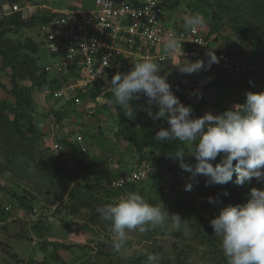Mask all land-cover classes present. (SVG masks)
<instances>
[{
	"label": "rangeland",
	"instance_id": "rangeland-1",
	"mask_svg": "<svg viewBox=\"0 0 264 264\" xmlns=\"http://www.w3.org/2000/svg\"><path fill=\"white\" fill-rule=\"evenodd\" d=\"M20 1L22 3L19 5L23 8L22 13L27 18L49 15L53 9L61 10L72 7L90 10L95 5V0ZM2 4L8 5L5 0L0 2V6ZM205 13L204 5L197 0H180L178 8L165 15L166 25L173 26L175 24L177 28H187L185 17L199 15L203 18V24L199 26V30L205 35L209 30L207 26L209 18L204 17ZM36 24L22 30L10 31L6 37L13 42L24 43L26 38H33ZM223 34L229 36L232 44L230 46L233 48L235 56L236 51H241L240 46L230 35V29L227 28ZM213 46L223 51L229 48L222 39H219ZM242 53L244 59H252L256 62L255 65H249L252 74L243 75V79L229 81L217 69L214 70L207 66L193 74L181 73L177 68L179 65L170 68L163 66L159 68V74L165 76L167 81L174 82L179 87L182 86L184 95L192 104L200 105L202 112L197 115V118L202 117L205 113L218 115L230 110L234 105L243 104L246 92H264V64H258L260 62L259 55L249 49L243 50ZM32 56L41 68L50 69L51 64L57 61L41 47ZM8 73V70L1 68L0 58V81L5 86V90L0 91V101L11 104L13 98L6 92L10 89ZM21 84L29 86L30 82L23 81ZM104 84V89L108 88V84L106 82ZM32 97L38 112L36 119L42 121L38 126L40 132L36 136L35 146L45 147L48 153L54 156V152L52 153L48 146L49 142L51 144L53 142L50 141L51 137H53L52 140L61 142L62 135L55 127V123L58 122L62 132L67 136L65 139H74L80 150L83 145L86 147L87 152L81 154H83L88 167L77 171V173L74 168L75 158L69 156L67 162H64L59 157L61 161L59 165L69 170L72 184L80 183L91 186L93 180L98 181L103 175H114L118 170L127 168L135 160L127 152L128 143L125 137L116 136L120 127L115 116V102H109L99 96L96 99L88 98L81 101L80 105L73 106L66 104L62 99L55 100L46 94L41 96V93L36 90L33 91ZM98 108L100 109L97 110ZM54 112L67 113V116L61 119L56 118ZM97 129L103 132L104 143L116 154L112 152L114 155H111L107 150H98L92 147L93 141L88 138L87 134L88 131ZM182 143L180 148L184 150L185 155L190 154L187 143ZM100 150L104 153H100ZM185 162L195 164V159L192 156H186ZM206 179L203 175L193 178L191 173L181 168L178 176L159 168L153 171L136 189L137 193L143 192L142 197L146 202L156 206L162 204L170 214H173L169 204H172L177 198L185 201L194 200L196 204L203 207L213 204V202H209V198L213 200L210 190L212 185L206 186ZM188 183L193 185L191 191L185 190V185ZM250 187L251 189L264 190V181L258 182L253 179ZM96 192L98 193L97 190ZM99 195L104 198L108 197L104 191H99ZM17 197H34L35 199H30L29 205L36 210V214L33 213V209L28 214L27 209L22 210L15 200ZM3 207H8L9 210L4 211L3 215L0 214V264H43L45 261H51L52 243L57 246V256L65 264H83L88 261V258L94 257L95 248L100 242L107 245L105 249L115 258L140 259L142 264H147V256L143 254L147 252L157 256L156 264H174L173 242L175 238L173 235L175 229L170 223L157 228L149 227L148 231L143 234L138 231L129 233L125 249L117 253L110 246V224L101 219L97 210L92 211L79 206L70 212L67 195L61 191L58 185L39 177L32 166H26L21 158L10 157L5 148L0 149V209ZM20 211L25 212L21 218H19ZM37 214L38 216H36ZM26 217L28 219H25ZM29 220L31 222H27ZM36 223L40 228L38 234L32 230ZM62 245L69 246V248L65 249ZM219 249L221 250V248ZM129 252L133 254L129 256ZM12 255H15L19 262L10 257ZM189 256L191 257L187 261L188 264H213L200 255V252L196 251ZM77 257H82V260Z\"/></svg>",
	"mask_w": 264,
	"mask_h": 264
},
{
	"label": "trees",
	"instance_id": "trees-1",
	"mask_svg": "<svg viewBox=\"0 0 264 264\" xmlns=\"http://www.w3.org/2000/svg\"><path fill=\"white\" fill-rule=\"evenodd\" d=\"M1 1L4 0H0V2ZM5 1L8 5H19L22 3L20 0ZM115 1L117 3L136 2V0ZM179 2L180 0H164L162 2V7L165 14L174 12L179 6ZM197 2L204 5L206 10L204 17L209 18L207 24L209 30L204 35L205 40L211 47H214V43L219 39L224 40L225 45L229 46V48L224 51L238 64L239 69H241V74L237 78L230 79L223 75L224 78L229 81H234L240 78L243 79V75L252 74L249 65H255L256 62L252 59H244L242 52L245 49L252 50L255 54H258L260 58L258 64H264V0H197ZM3 5L4 4L0 6V11ZM20 7L21 11L19 12L11 13L6 16L0 14L1 68L9 72L10 89L6 92L13 98L11 104L0 101V149L5 148L10 154V157L14 159L21 158L26 166H32L39 177L58 185L61 191L67 195L70 212H73L74 209L77 207L79 208V206L96 211L98 208L112 203L113 201L111 202L110 200L120 196L121 192L137 193L136 188L138 185L126 186L125 191L124 189L113 190L103 185L102 180H106L109 183L113 179L130 173L133 165H139L141 162H147L153 171L160 168L161 170L178 176V172L180 171L179 163L170 159L168 155L180 150L183 143L179 140L158 142L154 139L156 132L161 128H167L168 125L166 119L157 118L155 116L158 107L155 103L148 105L147 98L143 95L139 98L141 101H139V99H134L130 102L134 109L133 119L127 118L120 107L118 105L116 106V104L114 105L115 116L120 127L116 136L125 137L128 143L127 152L133 156L135 160H133L127 168L121 171L118 170L114 175H103L98 181L93 180L91 186L80 183L75 185L71 183L72 180L69 170L59 165V163H61L60 158L53 153L50 142L48 148L51 149L54 156L50 155L45 147L35 146L36 136L40 132L38 126L42 121L36 119L38 112L34 106L32 93L36 90L41 93V96L46 94L49 98L55 100L60 99L54 96V90H58L59 85L68 77L63 75L50 76L45 71V68H41L37 64L32 54L38 51L40 44L36 43L33 38H26L24 43H21L19 41L13 42L10 38L6 37L10 31L29 28L36 23V26H38L53 16V14L49 12V15L42 17L27 18L22 13V6ZM173 27L177 28L175 24ZM227 28L230 29V35L234 37L241 48V51L235 52V56L233 54V48L230 46L232 44L230 43L229 36L223 34ZM135 63L127 64L116 73H126L130 71ZM210 68L216 70L213 66ZM116 73L99 79L94 82L91 87L76 91L62 100H64L66 104H71L73 106L80 105L81 101L88 98L96 99L99 96H102L109 102H115L108 81H110ZM70 75L73 77L76 76L73 71L70 72ZM23 81L30 82V85H22L21 82ZM104 82L108 84V88L104 89ZM167 82L170 84L173 94L178 97L179 101L183 105L191 107L192 118H197V115L202 112L200 105L192 104L184 95L182 86L179 87L176 83L171 81ZM2 90H5V86L0 81V91ZM99 109L100 108L97 110ZM149 112L152 114L150 115ZM65 116H67V113L61 114L59 112H54V117L56 118L61 119ZM55 127L58 128L57 130L62 135L61 143L65 148V155L67 156L65 162H67L69 156H71V158L73 157L76 159L74 167L76 168L75 173L81 171V169H86L88 164L82 156V152L79 151L75 140L68 141L65 139L67 136L62 132L58 122L55 123ZM87 135L88 138L93 141V144L91 142L92 147L98 150H107L111 155L116 154L104 143L103 132L100 129L88 131ZM52 139L53 137H51V142L54 141ZM86 146L89 148L87 143ZM104 151L100 150V153L103 154ZM112 152H114V154ZM219 162L220 157L218 156L217 159L213 161V165L215 166V164ZM235 179L236 174L234 173L232 182L223 185H212L210 190L214 202L208 207L198 205L194 200L185 201L179 198L175 199L172 204L168 203L171 211L178 214L182 220H186L190 228L189 235H184L183 230L178 231L175 229L173 235L175 238L173 242V250L175 253L174 264H188L187 261L191 257L189 255L194 254L196 251L200 252V255L208 262L213 264H227L222 249H219L221 248L220 239L215 236L214 229L210 225V220L216 218L223 207L245 204L248 202L251 193L250 183L237 185L234 182ZM99 191H104L106 196H110V200L108 197L104 198L100 196ZM138 193L141 195L143 194L141 191ZM225 193H227V195H225ZM32 198L34 197H17L15 200L22 210L27 209L28 214L33 209L29 205V201ZM115 202L116 201L113 203ZM4 211L3 207V209H0V214H5ZM38 226L37 223L33 225L32 230L35 234L40 233V228ZM51 246L53 247L50 254L52 255L51 261H45L43 264H65V262L57 256V246L53 243ZM62 246L65 249L69 248V246ZM106 247V244L100 242L95 248L94 257L88 258V261H85L83 264H142L140 259L115 258L105 249ZM10 257L16 259L15 255ZM78 258L82 260V257H77V259ZM16 260L19 262L18 259Z\"/></svg>",
	"mask_w": 264,
	"mask_h": 264
},
{
	"label": "clouds",
	"instance_id": "clouds-1",
	"mask_svg": "<svg viewBox=\"0 0 264 264\" xmlns=\"http://www.w3.org/2000/svg\"><path fill=\"white\" fill-rule=\"evenodd\" d=\"M185 24L195 30L203 24V18L199 15L185 17ZM181 46L182 41L172 34L164 40L162 52L171 57ZM207 55V67L210 68L218 60L210 51ZM187 61L177 67L183 74L198 73L205 68L203 60ZM159 73L157 64L145 59L135 63L126 73H116L108 81L115 104L124 115L134 118L130 102L141 95L147 98L148 105L155 103L158 107L155 116L166 119L168 127L157 131L154 139L187 143L190 154L185 155L180 149L168 156L193 178L205 176L206 186L232 182L234 173L237 185L251 183L253 179L264 181V92H246L243 104L234 105L218 115L205 113L202 117L192 118L191 107L179 101L166 77ZM186 156L194 157L195 164L186 163ZM218 156L220 162L214 166L213 161ZM192 188L191 183L185 185L186 191ZM209 202L214 201L209 198ZM97 212L110 224V246L117 253L125 249L129 233L143 234L149 227L170 223L174 229L183 230L184 235L190 234L186 220L178 214H170L162 204L156 206L146 202L136 192L127 193L117 202L98 208ZM210 225L220 239L227 264H264V190L253 188L247 203L223 207L219 215L210 220ZM132 254L128 253L129 256ZM143 254L147 256V264H156L155 254Z\"/></svg>",
	"mask_w": 264,
	"mask_h": 264
},
{
	"label": "built area",
	"instance_id": "built-area-1",
	"mask_svg": "<svg viewBox=\"0 0 264 264\" xmlns=\"http://www.w3.org/2000/svg\"><path fill=\"white\" fill-rule=\"evenodd\" d=\"M163 1L117 3L115 0H95L94 8L90 10L72 7L51 10L53 16L36 27L33 39L57 59L50 69L45 68L47 74L68 77L59 85L54 96L65 99L116 73L127 64L145 59L155 62L158 68L173 67L175 63H187V60H203L207 66L209 51L218 60L211 66L222 75L233 79L241 74L238 64L225 51L208 44L199 27L191 30L166 25ZM19 11L21 7L17 4L3 5L0 14L6 16ZM172 34L182 41V46L168 57L162 52V44ZM71 71L76 74L75 77L70 75ZM51 148L65 162L67 156L63 144L53 141ZM79 151L86 152L85 145ZM152 171L147 162H141L133 165L130 173L109 183L102 180V184L113 190L125 191L126 186L139 185ZM127 193L121 192L115 198L116 202ZM4 210L8 211L9 208L4 207ZM32 211L36 214L35 209Z\"/></svg>",
	"mask_w": 264,
	"mask_h": 264
},
{
	"label": "crops",
	"instance_id": "crops-1",
	"mask_svg": "<svg viewBox=\"0 0 264 264\" xmlns=\"http://www.w3.org/2000/svg\"><path fill=\"white\" fill-rule=\"evenodd\" d=\"M34 34H35V32L33 33V38H34ZM182 64H184V62H177V63H175L174 66H176V65H179V66H180V65H182ZM20 213H21V214H19V218H21L22 215H24L25 212L23 213V211H20ZM10 216H11V215H10Z\"/></svg>",
	"mask_w": 264,
	"mask_h": 264
}]
</instances>
